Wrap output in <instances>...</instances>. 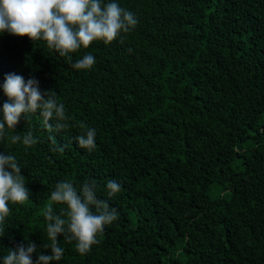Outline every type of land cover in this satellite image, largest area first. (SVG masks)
Here are the masks:
<instances>
[{
	"label": "trees",
	"instance_id": "trees-1",
	"mask_svg": "<svg viewBox=\"0 0 264 264\" xmlns=\"http://www.w3.org/2000/svg\"><path fill=\"white\" fill-rule=\"evenodd\" d=\"M115 2L136 27L72 61L43 40L0 32V118L9 73L55 91L70 117L66 130H49L37 110L0 139L30 192L0 225V264L28 242L33 264L51 254L43 212L65 180L78 190L94 181L119 215L86 254L59 235L64 253L52 264H264V0ZM86 54L91 69L71 67ZM80 124L96 130L91 152L76 141ZM28 131L36 144L11 142ZM109 180L121 185L112 197Z\"/></svg>",
	"mask_w": 264,
	"mask_h": 264
},
{
	"label": "clouds",
	"instance_id": "clouds-1",
	"mask_svg": "<svg viewBox=\"0 0 264 264\" xmlns=\"http://www.w3.org/2000/svg\"><path fill=\"white\" fill-rule=\"evenodd\" d=\"M138 21L134 14L119 6L115 0L104 3L103 0H0V32H8L14 36H27L31 41L43 40L49 49H54L61 57L72 61L71 53L81 47L88 48L94 41L111 44L121 33L131 32ZM123 37H121V42ZM95 63L92 54L71 63L76 70L91 69ZM7 101L3 103L0 118V139L5 137L6 127L15 129L21 117L39 110L43 117V126L49 130H66L70 119L65 113L63 103L56 100L55 91L41 92L39 82L35 78L27 81L16 74L9 73L4 77L2 85ZM56 120L55 125L50 123ZM83 134L76 137L78 146L89 152L96 147V130L80 124ZM32 146L38 141L28 131L23 137L11 136L13 144L21 142ZM55 143V141L53 142ZM63 152L64 146L53 149ZM108 196L119 193L121 185L109 180L106 185ZM97 185L93 181H85L79 190L70 181L58 182L51 192L50 200L43 212L47 221L46 233L50 243L44 244L51 250L50 255L39 254L36 264H52L62 260L64 249L59 246L58 236L71 242L76 241V250L86 254L104 231L105 225L118 219V211L97 197ZM29 189L25 184V176L21 173L16 158L0 153V225H3L11 209L9 204H23L29 199ZM53 204L66 205L61 214L54 213ZM95 209V212L92 209ZM66 216L67 218H62ZM5 229L0 227V237ZM37 250L34 242L9 250L3 257V264H33L32 254Z\"/></svg>",
	"mask_w": 264,
	"mask_h": 264
}]
</instances>
